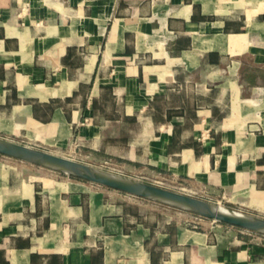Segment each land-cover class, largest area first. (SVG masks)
<instances>
[{"label":"crops","instance_id":"obj_1","mask_svg":"<svg viewBox=\"0 0 264 264\" xmlns=\"http://www.w3.org/2000/svg\"><path fill=\"white\" fill-rule=\"evenodd\" d=\"M0 136L264 217V0H0ZM0 264H264V235L0 155Z\"/></svg>","mask_w":264,"mask_h":264},{"label":"water","instance_id":"obj_2","mask_svg":"<svg viewBox=\"0 0 264 264\" xmlns=\"http://www.w3.org/2000/svg\"><path fill=\"white\" fill-rule=\"evenodd\" d=\"M0 155L23 160L75 179L79 178L93 184L96 183L129 195L168 204L221 224H228L264 235L263 216L238 211L186 192L164 188L134 177H127L78 159L75 160L42 148L39 149L27 143H20L0 136Z\"/></svg>","mask_w":264,"mask_h":264},{"label":"rangeland","instance_id":"obj_3","mask_svg":"<svg viewBox=\"0 0 264 264\" xmlns=\"http://www.w3.org/2000/svg\"><path fill=\"white\" fill-rule=\"evenodd\" d=\"M39 170H44L45 172H49L51 174H57V175H64V174H59L58 172L54 171V170H51V169H48V168H45V167H41L39 168V166H37ZM67 176V175H65ZM209 200V199H207ZM209 201H212V200H209ZM155 202V201H154ZM214 203H217L219 205H224L226 207H228L226 204H224L222 201H212ZM161 208L165 209L167 214H172L173 216H175L177 219H179L182 224L184 226H191L193 228H196V229H204V227H206L207 225H211V224H221V223H218V222H215L213 221L212 219H209V218H206V217H200L194 213H191L187 210H182L180 208H176L174 206H171V205H165V204H162V203H158L156 202ZM231 208V207H230ZM234 209V208H232ZM245 212V211H243ZM246 213H249V212H246ZM250 214H253V213H250ZM254 233V232H253Z\"/></svg>","mask_w":264,"mask_h":264}]
</instances>
